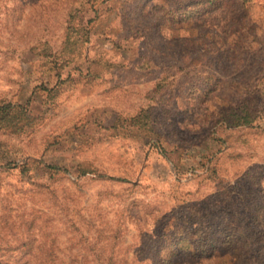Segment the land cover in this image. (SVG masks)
<instances>
[{
  "label": "rangeland",
  "instance_id": "1",
  "mask_svg": "<svg viewBox=\"0 0 264 264\" xmlns=\"http://www.w3.org/2000/svg\"><path fill=\"white\" fill-rule=\"evenodd\" d=\"M263 93L264 0H0V250L264 264Z\"/></svg>",
  "mask_w": 264,
  "mask_h": 264
},
{
  "label": "trees",
  "instance_id": "2",
  "mask_svg": "<svg viewBox=\"0 0 264 264\" xmlns=\"http://www.w3.org/2000/svg\"><path fill=\"white\" fill-rule=\"evenodd\" d=\"M264 98V93H263ZM10 106H4L0 108V118L9 115ZM26 121L30 120V117L24 115ZM150 115L148 114H140L136 118L132 120L133 125L135 127H139V129L150 128ZM260 119V113L256 110V102L253 98L242 101V103L236 107L232 108L228 112L223 115L222 121L228 128H238V127H251L254 123ZM152 128V127H151ZM46 168L52 171H59L60 168L52 165H47ZM45 257H52V253L44 252ZM34 256L33 252H25L19 250L15 251H1L0 250V264H14L18 262V259L23 258H31ZM8 257V260H7ZM11 261V262H9Z\"/></svg>",
  "mask_w": 264,
  "mask_h": 264
}]
</instances>
